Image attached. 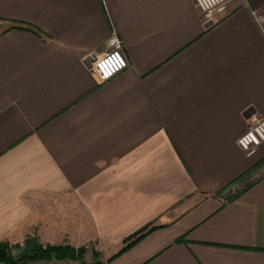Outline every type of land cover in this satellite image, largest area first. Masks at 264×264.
<instances>
[{"label":"crops","instance_id":"crops-1","mask_svg":"<svg viewBox=\"0 0 264 264\" xmlns=\"http://www.w3.org/2000/svg\"><path fill=\"white\" fill-rule=\"evenodd\" d=\"M114 34L128 66L101 79ZM253 114L264 0L212 20L195 0H0V241L44 226L96 264H264Z\"/></svg>","mask_w":264,"mask_h":264},{"label":"built area","instance_id":"built-area-1","mask_svg":"<svg viewBox=\"0 0 264 264\" xmlns=\"http://www.w3.org/2000/svg\"><path fill=\"white\" fill-rule=\"evenodd\" d=\"M229 0H195L202 16L208 20L215 18L217 12L226 10ZM108 49L95 62V69L101 79L112 77L128 66L123 40L114 34L109 40ZM249 126L239 139V144L249 153L256 152L264 146V115L253 114Z\"/></svg>","mask_w":264,"mask_h":264},{"label":"rangeland","instance_id":"rangeland-1","mask_svg":"<svg viewBox=\"0 0 264 264\" xmlns=\"http://www.w3.org/2000/svg\"><path fill=\"white\" fill-rule=\"evenodd\" d=\"M40 229V231H39ZM38 232L33 233L32 228L28 233L24 235L21 241H8L11 245V254L14 259H16L17 264H96L100 261V256L98 251L95 249L93 243H84L80 246H75L71 242L64 240L63 242L51 243L46 240L50 236H55L56 234L50 233L49 229L44 226L39 227ZM70 245L76 249L83 248L82 253H76L74 256H66L64 258H53V259H26L21 261L20 258L23 255H30L38 249V247H45L47 245ZM0 264H7L4 261H0Z\"/></svg>","mask_w":264,"mask_h":264},{"label":"trees","instance_id":"trees-1","mask_svg":"<svg viewBox=\"0 0 264 264\" xmlns=\"http://www.w3.org/2000/svg\"><path fill=\"white\" fill-rule=\"evenodd\" d=\"M157 226H151V227H144L140 229L139 231H136L131 235L129 238L134 236V239L127 242L118 253L125 250L127 247H129L134 242L138 241L140 238H142L143 235L151 231L152 229H155ZM11 245L8 241H0V261H4L7 264H17L16 259L13 258L11 252ZM83 248H74L70 245H47L45 247H38L36 251H34L30 255H23V257L20 258L21 261L26 259H35V258H43V259H53V258H64L66 256H74V254L82 253ZM117 253V254H118Z\"/></svg>","mask_w":264,"mask_h":264}]
</instances>
